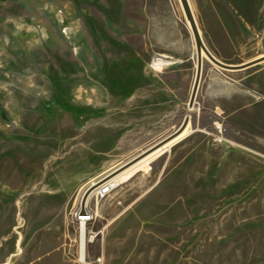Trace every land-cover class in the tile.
I'll use <instances>...</instances> for the list:
<instances>
[{
	"label": "rangeland",
	"instance_id": "1",
	"mask_svg": "<svg viewBox=\"0 0 264 264\" xmlns=\"http://www.w3.org/2000/svg\"><path fill=\"white\" fill-rule=\"evenodd\" d=\"M188 1L220 62L264 57V0ZM189 25L180 0H0V264H264V60L204 56L190 110ZM186 116L98 202L81 260L84 192Z\"/></svg>",
	"mask_w": 264,
	"mask_h": 264
},
{
	"label": "water",
	"instance_id": "2",
	"mask_svg": "<svg viewBox=\"0 0 264 264\" xmlns=\"http://www.w3.org/2000/svg\"><path fill=\"white\" fill-rule=\"evenodd\" d=\"M180 1H181V5H182V8H183L185 17H186L187 21L190 24V28H191V31H192V34H193V37H194L196 51H197V68H196V74H195L194 83H193L191 96H190V100H189V107L191 108V107H193V105L195 103V98H196L198 87H199V82H200V77H201V72H202V63H203L202 54L203 53L209 59V61H211L213 64H215L216 66H218L221 69L229 70V71H239V70L246 69V68L256 64L260 60H264V57H262L261 59H257V60H254V61H250V62L241 64V65H228V64L220 62L218 59H216L209 52V50L206 48L205 44L203 43L199 28H198L197 23L195 21L191 6L189 4V1L188 0H180ZM188 122H189V116H186L185 119L183 120L181 126L175 132H173L172 134H170L169 136H167L166 138L162 139L160 142H158L157 144H155L154 146L149 148L141 156H145V155L153 152L154 150L162 147L164 144H166L167 142H169L172 139H174L175 137H177L185 129V127L187 126ZM112 174H114V173H110L109 175L104 177L102 180H104L105 178H108ZM102 180L98 181L95 185H97ZM95 185L90 186L84 192L83 197H82V202L85 201V199L87 198V196L89 195V193L91 192L92 188Z\"/></svg>",
	"mask_w": 264,
	"mask_h": 264
},
{
	"label": "bare ground",
	"instance_id": "3",
	"mask_svg": "<svg viewBox=\"0 0 264 264\" xmlns=\"http://www.w3.org/2000/svg\"><path fill=\"white\" fill-rule=\"evenodd\" d=\"M189 28H190V25H189ZM190 30H191V28H190ZM191 33H192V31H191ZM192 36H193V34H192ZM196 55H197V52H196ZM204 56L205 55L203 53L202 54V57H204ZM168 64L167 63H164V62L159 63V65H168ZM192 108L193 107H191L190 110ZM189 120H190V118H189ZM190 129H191V126H190V124L188 122V124L185 127V129L177 137H175L171 141L167 142L162 147H160V148L154 150L153 152H151V153L143 156L142 158L138 159V161L134 162L129 167H127V168L125 167V169L120 170L116 174H112L111 175L112 177L111 176L108 177L109 179L108 178H105L104 180L113 181V183H115L116 188L119 187L124 182L128 181L131 177H133V175H134L135 172L141 171V170L143 171L144 169H147L148 168V164L150 163V161L154 157H158L160 154H162L167 149H169L173 144H175L176 142H178L179 140H181L183 137H185L190 132ZM104 180H102V181H104ZM95 184L96 183H94L92 185H95ZM98 202H97V204H98ZM92 220H93L92 218L81 219V226H83V228H85V229L82 228V229L79 230V248H78V253H79V257H80L81 260H83L84 257L86 256V243H87V229L86 228H87V225H89Z\"/></svg>",
	"mask_w": 264,
	"mask_h": 264
},
{
	"label": "built area",
	"instance_id": "4",
	"mask_svg": "<svg viewBox=\"0 0 264 264\" xmlns=\"http://www.w3.org/2000/svg\"><path fill=\"white\" fill-rule=\"evenodd\" d=\"M115 189L116 186L113 181H101L92 188L84 202H82L81 198L72 214L73 222L78 225L79 230L83 228V226H81V219L92 218L94 220L96 216L97 202L111 195ZM92 203L94 204V208L91 206Z\"/></svg>",
	"mask_w": 264,
	"mask_h": 264
}]
</instances>
